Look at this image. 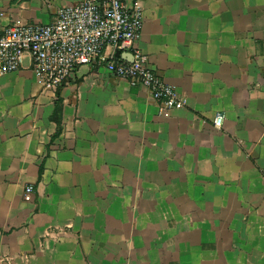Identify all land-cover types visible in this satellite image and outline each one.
Returning <instances> with one entry per match:
<instances>
[{
    "label": "crops",
    "instance_id": "obj_1",
    "mask_svg": "<svg viewBox=\"0 0 264 264\" xmlns=\"http://www.w3.org/2000/svg\"><path fill=\"white\" fill-rule=\"evenodd\" d=\"M80 1L0 0V28ZM132 4L185 105L97 63L58 96L26 54L0 79V264H264V0Z\"/></svg>",
    "mask_w": 264,
    "mask_h": 264
},
{
    "label": "built area",
    "instance_id": "obj_2",
    "mask_svg": "<svg viewBox=\"0 0 264 264\" xmlns=\"http://www.w3.org/2000/svg\"><path fill=\"white\" fill-rule=\"evenodd\" d=\"M143 13L132 0H82L61 7L53 22L21 23L0 28V79L17 71L28 54L45 88L57 91L81 65L97 63L131 84L148 88L161 110L185 105V99L153 69L137 41ZM224 114L213 123L220 127ZM34 186L24 198L32 200Z\"/></svg>",
    "mask_w": 264,
    "mask_h": 264
},
{
    "label": "trees",
    "instance_id": "obj_3",
    "mask_svg": "<svg viewBox=\"0 0 264 264\" xmlns=\"http://www.w3.org/2000/svg\"><path fill=\"white\" fill-rule=\"evenodd\" d=\"M57 94L59 96V94H60V90L59 89L57 91ZM53 119L58 123V126H59L58 133H59L60 129H61L60 124H61V119H62V113H61V107H60L59 101L56 104L55 111H54V114H53Z\"/></svg>",
    "mask_w": 264,
    "mask_h": 264
}]
</instances>
